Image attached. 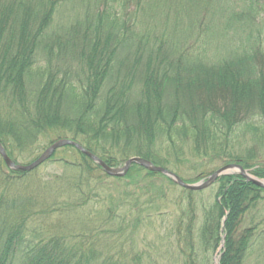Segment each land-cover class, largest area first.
<instances>
[{
	"label": "trees",
	"instance_id": "obj_1",
	"mask_svg": "<svg viewBox=\"0 0 264 264\" xmlns=\"http://www.w3.org/2000/svg\"><path fill=\"white\" fill-rule=\"evenodd\" d=\"M84 2L0 0V142L14 161L69 137L110 166L137 155L176 172L191 151L264 178L252 153L223 152L242 127L264 143V0H87L83 17L47 35L61 7ZM27 73L40 76L32 97L21 94ZM51 162L58 171L40 182V167L11 170L0 156V264H143L140 226L171 202L173 242L151 251L161 264H215L222 235L219 264H264V218L247 215L264 188L241 175L220 176L213 200L194 204L161 173L131 165L111 177L73 145ZM148 195L163 208L146 210Z\"/></svg>",
	"mask_w": 264,
	"mask_h": 264
},
{
	"label": "rangeland",
	"instance_id": "obj_2",
	"mask_svg": "<svg viewBox=\"0 0 264 264\" xmlns=\"http://www.w3.org/2000/svg\"><path fill=\"white\" fill-rule=\"evenodd\" d=\"M86 2H87V0H85L83 7L81 6V4H77V5L68 4L67 7H64V8L61 7L60 8V11L55 15L54 20H53V24H52L51 28L49 29V32L47 33V35L53 34L54 32H58V31L60 32V30L62 29V27L68 26L71 23H74L80 17H83V15H84L83 14L84 13V9L86 7ZM37 58L39 59V61L42 64V66L44 64H46L45 61H47V59H46L45 56L42 55V53L39 54V55H37ZM51 61L53 63V61H54L53 60V57H51ZM23 77L25 79L24 80V84H23L24 92H21V94H22L23 97H24V95L25 96H28L29 95L30 97H32L33 96V90H36V92H37L38 88L41 87V86H39L40 85V76L37 73L36 74H30V75L27 73V74L23 75ZM41 92H42V90H41ZM258 125H259V123H258ZM20 127H21V123L13 131H19L20 130ZM6 130H9V129H6ZM46 131H54V130H46ZM254 132H255L254 130H251V129H248V128H243V127L237 129L234 132V134L232 133L231 136L229 137L230 140H228L227 142L226 141L223 142L224 143V148H223L224 151L223 152L233 153L235 156L246 155L248 153H252L253 156H254V159L256 161H259L260 163H263L264 164V143H262L259 146L256 145V142L253 141V140H256V137H254ZM20 137H18V138H20ZM23 137H25V136H23ZM61 138L73 140V139H71L69 137H61ZM43 139H44V137L41 136L40 137V140L42 141ZM52 140L53 141L51 143H53L57 139H54L53 138ZM190 140L192 141V139H190ZM19 142H21V144L23 146H27V143L29 141H26L24 143V140H22V141H19ZM75 142H77V141H75ZM77 143H79V142H77ZM0 144L2 145V147L4 148V150L6 151V148L4 147V145L1 142H0ZM11 144H12L13 148L16 150V153L15 154L18 155V152L17 151H18V147H20L18 145V142L15 141L14 143H11ZM79 144H81V143H79ZM64 146H72V145L71 144H67V145H64ZM61 147H63V146H61ZM61 147H59V148H61ZM209 148H212V147H209ZM55 150H54V152H55ZM213 150H216V152H218V148H213ZM6 153H7V151H6ZM53 153H52V155H53ZM91 153H93V152H91ZM68 154H70V153H68ZM93 154H95V153H93ZM7 155H8V153H7ZM96 156H98V155H96ZM8 157L14 163H18V164H28V163H31V161L26 162V163H22L21 161L16 162L9 155H8ZM132 157H141V156L132 155V156L126 158L124 161H122L120 165H118V166H111V167H121L122 165H124V163H125V161L127 159L132 158ZM49 158H47L45 161H43L41 164H39L37 166L38 168L40 167L41 170H42V171L40 170L41 173H39L37 175V177L39 178L37 181H40V182L41 181H44L46 178H49L52 174H56L55 172L58 171V169L54 168L53 162L44 164V162H46ZM99 158L101 160H103L101 157H99ZM141 158H144V157H141ZM2 160H3V158H2ZM91 160L94 161L93 159H91ZM147 160H149V159H147ZM149 161H151V160H149ZM3 162L5 163L4 160H3ZM94 162L97 163L96 161H94ZM97 164L100 165L99 163H97ZM227 164H230V163H227ZM227 164L219 165V167H217L216 169H212V166H211V164H209V161H202L201 158H198L195 154H193V152H191V151H189V152L184 151V155L181 157L180 161H177L176 162L175 169H176V172L177 173L174 170L168 169V168H166L164 166L156 165V164H154V165L163 167V168H165V169H167L169 171L174 172L185 183L194 184V183H197V182H200V181H205L218 168H220V167H222L224 165H227ZM235 164H238V163H235ZM5 165H6V163H5ZM131 165H138V166L144 168L146 171L156 172V171H151V170L145 168L143 165L138 164V163H135V162H132ZM37 167H35V168H37ZM100 167H101V165H100ZM8 168H10V167H8ZM129 168L127 169V171L129 170ZM10 169L17 171L16 169H12V168H10ZM33 169H31V170H33ZM245 170L247 171V173L249 175H251L255 179L264 180V178H260V177H257L256 175H254L251 172V169H245ZM127 171L123 175H120V176H118V175H110L107 172H105V173L107 175L111 176V177L117 178V177L124 176L127 173ZM158 173H161V172H158ZM161 174L164 175V176H167V175H165L163 173H161ZM232 174L241 175L238 172H231V173L224 174V175H232ZM220 176H223V175H219L217 178H219ZM167 177L170 178L174 183H176L171 177H169V176H167ZM242 177H244V176H242ZM217 178L210 185H208L207 187H205L203 189H200V190H189V189H186V188H184V187H182V186H180V185H178L176 183V187H172L171 186V188L169 190L170 193H171L170 195L172 197H174V194L171 192V190H173L175 192V195H177L176 198H179L180 194L183 193V189H185V190H188L189 192H193V194L191 196H192V201L194 202V204H200L202 200L207 201V202L208 201H212L213 200V195H214L215 190H216V187H217V184H216ZM161 180H162L161 178H159L158 176H155V178L153 177V180L152 181H154L153 183H155V184H160L159 181H161ZM247 181L255 184L253 181H250V180H247ZM151 184H152V182H151ZM255 185H257V184H255ZM257 186L264 188L263 186H260V185H257ZM33 188H34V186H33ZM38 193L40 194V192H38ZM111 195H112L113 198H116V195L117 194L115 192H113ZM188 195L189 194H187V193L181 194V196H185V197L188 196ZM150 197H151L150 195L147 196V200L146 201H149V203H146L145 206H144V208L146 210L149 209V208H151L152 206H154L157 203V201H158V200H154V198L151 199ZM142 200H143V198H142ZM158 206L159 207L162 206V203L159 202V201H158ZM260 207H261V209L259 210V212H258V208H256L255 210L250 211L247 215L249 217L250 216H256L257 220L260 219V218H264V204L261 205ZM162 208H163V206H162ZM174 210H175V205H173L172 202H171V204H169V206H166L163 209H161V211L159 213L156 212V213H154V216H152V215L150 216V222H151L150 224L144 222L140 226L141 227V230L144 231L145 234H144V232H142L140 234L141 235V240H139L137 244L141 248L143 247L142 248L143 250L145 249V251L149 252V255L148 254L147 255L150 256V257H147V255H146V256H144L142 258L143 259V264H158L160 262L159 255L158 254L155 255V253H151V251H154L153 250V247H154L155 244L156 245L157 244L166 245V244H170L171 242H173V240H170V242H168L169 240L168 241L165 240L163 238V236L166 233V232H164V230H166L171 225L172 218L175 216L174 215L175 214ZM49 220H52V219H49ZM53 222H55L54 219H53ZM36 224L37 223H35V225ZM28 225H30V223H28ZM57 225H59V228H62L61 224L57 223V221H56V223H53V228H56ZM145 236H146V238H145L146 244L144 243L145 240L142 243V239ZM157 236H161V238L160 239H157ZM224 238H225V236L222 235L219 249H222L223 248ZM154 239H156V240H154ZM155 242H157V243H155ZM172 246H173V244H172ZM219 249L217 250V253L213 257L215 264H219L218 263L219 262L218 261L219 260V257H217L218 256ZM260 254H261L260 257H262V259L264 260V248L260 252ZM161 263L162 262H160V264ZM163 264H165V262Z\"/></svg>",
	"mask_w": 264,
	"mask_h": 264
},
{
	"label": "water",
	"instance_id": "obj_3",
	"mask_svg": "<svg viewBox=\"0 0 264 264\" xmlns=\"http://www.w3.org/2000/svg\"><path fill=\"white\" fill-rule=\"evenodd\" d=\"M67 144H71V145L75 146L76 148H78L79 150H81L84 154H86L91 159H93L94 161L99 163L101 165V167L105 170V172H107L110 175H118V176L123 175L127 171V169L130 167L131 163L135 162V163L143 165L145 168H147L151 171L161 172V173L171 177L178 185H180L186 189H189V190L203 189V188L207 187L208 185H210L213 181H215V179L219 175H224V174H228L231 172H238L239 174L244 176L247 180L253 181L255 184L264 187V180L255 179L254 177L249 175L247 173V171L241 165L235 164V163H230V164H227V165H224V166L218 168L205 181H200V182H197L194 184L185 183L174 172L169 171L163 167L156 166L151 161H149L145 158H141V157L129 158L125 161L124 165H122L121 167H111V166L107 165L103 160H101L98 156H96L95 154L91 153L89 150L84 148L81 144H79L73 140L64 139V138L57 139L56 141L51 143L35 160L31 161V163H28V164L14 163L8 157L6 151L4 150V148L2 147L1 144H0V155L8 167H10L12 169H16V170L29 171V170L37 167L39 164H41L47 158H49L55 149H57L61 146L67 145Z\"/></svg>",
	"mask_w": 264,
	"mask_h": 264
},
{
	"label": "bare ground",
	"instance_id": "obj_4",
	"mask_svg": "<svg viewBox=\"0 0 264 264\" xmlns=\"http://www.w3.org/2000/svg\"><path fill=\"white\" fill-rule=\"evenodd\" d=\"M49 145H50V144H49ZM49 145H48V146H49ZM48 146H47V147H48ZM47 147H46V148H47ZM46 148H45V149H46ZM55 151H56V150H55ZM41 153H42V152H41ZM41 153H40V154H41ZM40 154H39V155H40Z\"/></svg>",
	"mask_w": 264,
	"mask_h": 264
}]
</instances>
